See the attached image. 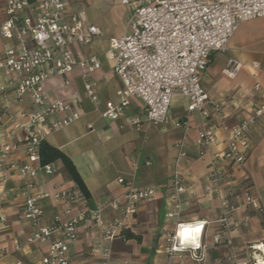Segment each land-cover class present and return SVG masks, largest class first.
<instances>
[{
	"label": "built area",
	"instance_id": "built-area-1",
	"mask_svg": "<svg viewBox=\"0 0 264 264\" xmlns=\"http://www.w3.org/2000/svg\"><path fill=\"white\" fill-rule=\"evenodd\" d=\"M122 4L131 10L126 33L113 39L108 50L113 72L120 81L118 103L100 111L98 86L92 76L102 69V63L94 56L77 58L73 48L92 44L101 37L102 31L88 23L84 10H73L70 0H7V19L0 25V35L14 46L7 48L0 59V77H6L9 85H13L14 103H23L28 98L34 110L22 115L27 118L25 123L12 118L13 132L20 131L25 135V161L21 163L14 159L18 145L13 142L12 131H4L0 169L17 170L23 182L22 214L34 228L28 243H49L42 264H71L70 247L78 241L80 228L90 223L102 229L106 241L124 237L122 231L127 229L128 221L138 213L140 205L155 194L153 188H139L120 178L118 182L125 187V192L110 203L120 217L105 221L104 208L92 207L78 186L61 189L54 193V199L62 204L64 215H76L64 221L57 214L49 224H43L42 195L34 192V180L40 174L53 175L57 168L54 163H42L44 135L39 128L48 125V132L55 133L81 117L71 102L50 99L45 94V83L61 77L66 79L68 86L67 77L79 69L84 95L100 116L110 121L127 118L128 124L137 131L166 122L175 97L188 100L189 114L199 113L208 119L211 111L221 112L220 104L213 101L201 85L211 56L228 51L230 41L242 23L264 17V0H122ZM241 68L242 64L231 58L224 71L235 76ZM0 90L5 91V87L0 86ZM253 90L256 100L252 103V116L232 129L225 150L214 158L210 178L204 187L206 193H216L222 203L217 221L219 229L212 242L226 244L229 264H264V242L252 245L251 259L242 261L231 236L236 225L234 216L241 206L234 200L240 194L245 198L243 206L249 210L246 221L252 213L263 214V206L252 196L248 175L235 184L227 181L230 169L244 167L251 147L250 133L264 118V88L256 84ZM134 98L144 104L143 117L127 115ZM3 104L6 113L11 105L8 97H4ZM59 114L62 115L60 119L51 120ZM175 126L188 130V119L176 122ZM216 141L212 130L203 129L195 147L203 156ZM179 149L171 181L172 208L167 214L169 219L175 220V228L165 236L163 251L170 257L189 253L193 260L200 261L205 223L188 222L182 216L181 195L186 191L189 172L182 169L187 158L183 142ZM0 222L4 223L6 219L0 216ZM185 225L199 229L196 241L187 243L180 235ZM110 254L109 249L103 250L100 264H110Z\"/></svg>",
	"mask_w": 264,
	"mask_h": 264
},
{
	"label": "crops",
	"instance_id": "crops-1",
	"mask_svg": "<svg viewBox=\"0 0 264 264\" xmlns=\"http://www.w3.org/2000/svg\"><path fill=\"white\" fill-rule=\"evenodd\" d=\"M37 2L42 0H35ZM73 10H84L88 23L97 26L102 35L92 44L73 48L77 58L97 57L102 69L93 76L100 96L99 109L105 111L118 103L117 91L120 81L113 72V62L108 58L110 43L126 33V23L130 8L122 0H70ZM7 19V0H0V25ZM14 43L0 35V59L4 51ZM235 59L242 68L235 76L225 73L229 59ZM258 65V68L255 66ZM65 78L56 77L45 83V94L52 100L71 102L81 117L72 125L55 133L48 132V125L39 128L44 142L59 149L75 166L86 189L90 193L92 207H103V217L109 221L120 217L110 203L125 192L118 180L124 179L139 188H153L154 196L142 203L138 213L127 223L128 231L139 235L141 242L118 237L113 242L104 240L103 231L94 223L80 228L78 241L70 247L71 264H100L102 252L109 249L110 264H229L226 244L212 242L218 231V219L222 203L216 193L208 194L204 187L208 183L214 158L225 150L232 129L243 119L252 116V103L256 100L254 86L264 88V17L242 23L232 37L226 53H215L210 58L207 71L201 79L203 89L213 101L221 106V112L211 111L208 119L199 113H188V100L175 97L166 122L137 131L128 124L127 118L110 121L103 119L84 95L80 70H75ZM0 146L5 142L4 131H12L13 142L19 151L14 159L24 162L26 145L24 133L13 132L12 118L22 123L27 121L23 114H30L34 107L27 98L23 103H14V87L6 77H0ZM11 102L8 112L3 111V99ZM144 115V104L133 99L127 113ZM225 118H222V117ZM61 114L51 120H58ZM188 119L189 129L176 127L178 121ZM203 129L215 133L216 143L209 146L208 153L201 156L195 147L198 134ZM184 143L187 154L182 169L189 175L186 191L181 195L183 218L188 222L203 221L204 248L199 252L200 261H195L189 253L170 257L163 251L165 236L174 231L175 220L167 217L172 208V177L176 170L179 144ZM250 151L244 167L230 169L227 181L241 182L244 175L250 177L251 193L264 209V118L250 133ZM57 171L51 176L40 174L34 180V192L40 193L45 216L43 224H49L55 215L62 220L72 216L63 214V206L54 199V193L72 188L77 184L71 179L61 161L54 163ZM23 182L15 169H0V264H42L49 243L29 244L28 239L34 228L22 214L24 197ZM244 195L234 200L241 205L234 216L236 225L231 236L238 258L249 261L250 247L264 242V213H252L246 221L249 210L243 206Z\"/></svg>",
	"mask_w": 264,
	"mask_h": 264
},
{
	"label": "trees",
	"instance_id": "trees-1",
	"mask_svg": "<svg viewBox=\"0 0 264 264\" xmlns=\"http://www.w3.org/2000/svg\"><path fill=\"white\" fill-rule=\"evenodd\" d=\"M41 158L43 164H49V163H56L58 161H61L65 170L71 177V179L77 184V186L84 192L87 198L90 199V193L86 189L82 179L80 178L75 166L71 162V160L62 153L59 149L54 148L53 146L49 145L48 143H43L41 148ZM122 235L126 239H134L138 242H141V237L139 235H136L132 233L131 231H128V229H124L122 231Z\"/></svg>",
	"mask_w": 264,
	"mask_h": 264
},
{
	"label": "bare ground",
	"instance_id": "bare-ground-1",
	"mask_svg": "<svg viewBox=\"0 0 264 264\" xmlns=\"http://www.w3.org/2000/svg\"><path fill=\"white\" fill-rule=\"evenodd\" d=\"M183 230L180 232V235L187 243L196 241L199 229L193 228L192 226L185 225Z\"/></svg>",
	"mask_w": 264,
	"mask_h": 264
}]
</instances>
